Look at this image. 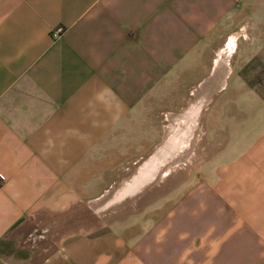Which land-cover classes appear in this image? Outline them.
I'll return each instance as SVG.
<instances>
[{
    "label": "crops",
    "instance_id": "0c3cea01",
    "mask_svg": "<svg viewBox=\"0 0 264 264\" xmlns=\"http://www.w3.org/2000/svg\"><path fill=\"white\" fill-rule=\"evenodd\" d=\"M199 111L161 184L163 120ZM0 264H264V0H0Z\"/></svg>",
    "mask_w": 264,
    "mask_h": 264
},
{
    "label": "rangeland",
    "instance_id": "374dc122",
    "mask_svg": "<svg viewBox=\"0 0 264 264\" xmlns=\"http://www.w3.org/2000/svg\"><path fill=\"white\" fill-rule=\"evenodd\" d=\"M255 70H258V67H252V71L255 72ZM251 71V69H250ZM260 73V72H258ZM262 76L259 75V79L261 80ZM259 84V82L257 81ZM263 89V88H261ZM205 99H191L192 105H200L201 108H203ZM168 120H163L165 122V127L163 130H161V143L158 148L157 156L159 157V177L157 180L160 181L161 184L166 183L172 175L176 171H189L199 168L200 161L205 156V151L200 144V138L203 135V131L201 129L200 125V118L201 113L200 111L196 113L192 119L191 125L193 126V129L191 131V137L189 139L188 144L181 148L180 150H176V148L168 147L167 140L169 136L178 128L184 126V124L187 122L186 113H179L175 115H170L168 117ZM164 119V118H163ZM169 159L164 161V159H167V154H169ZM163 160V161H162ZM107 197L101 198L95 203V208H87V206L83 207L80 206V208L73 212L74 216L70 219H65V223H72L71 226H65L64 228H70L72 230L79 229L83 232H92L97 233L105 230L108 227V221L107 219L110 218V215L118 214V210H111L107 206L109 205L107 202ZM76 215H78L76 217ZM73 219V220H71ZM76 222L79 223L78 227L75 224ZM45 227L36 228L38 230V233L40 234L41 230ZM61 228L60 226H54L51 227L50 232H55V229ZM39 237L37 236L36 241H38ZM42 240V239H41Z\"/></svg>",
    "mask_w": 264,
    "mask_h": 264
},
{
    "label": "bare ground",
    "instance_id": "6f19581e",
    "mask_svg": "<svg viewBox=\"0 0 264 264\" xmlns=\"http://www.w3.org/2000/svg\"><path fill=\"white\" fill-rule=\"evenodd\" d=\"M195 114H191L188 116V121L184 124V126L178 128L175 130L168 138L167 145L168 147L176 148V150H180L181 148L185 147L189 139L191 137V131L193 129V126L191 125L192 119ZM169 154H167V159H164V161L168 160ZM163 161V160H162ZM160 166V163H159Z\"/></svg>",
    "mask_w": 264,
    "mask_h": 264
},
{
    "label": "built area",
    "instance_id": "2783aa9c",
    "mask_svg": "<svg viewBox=\"0 0 264 264\" xmlns=\"http://www.w3.org/2000/svg\"><path fill=\"white\" fill-rule=\"evenodd\" d=\"M63 31H64L63 27H61V26L60 27H56L53 30H51V37L53 39H57V38L62 36Z\"/></svg>",
    "mask_w": 264,
    "mask_h": 264
}]
</instances>
